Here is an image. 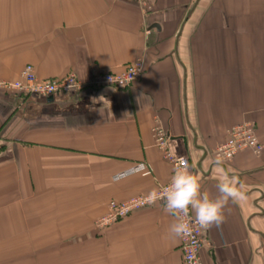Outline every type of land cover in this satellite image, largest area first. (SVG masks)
<instances>
[{
	"label": "crops",
	"instance_id": "1",
	"mask_svg": "<svg viewBox=\"0 0 264 264\" xmlns=\"http://www.w3.org/2000/svg\"><path fill=\"white\" fill-rule=\"evenodd\" d=\"M139 59L126 88L0 90V264H55L65 239L72 264H183L162 204L95 226L111 200L169 181L154 129L212 195V150L231 127L252 124L264 149V0H0V80L30 64L41 79L87 82ZM139 163L151 174H127ZM223 167L246 199L204 233L201 260L264 264V156L242 151Z\"/></svg>",
	"mask_w": 264,
	"mask_h": 264
},
{
	"label": "built area",
	"instance_id": "2",
	"mask_svg": "<svg viewBox=\"0 0 264 264\" xmlns=\"http://www.w3.org/2000/svg\"><path fill=\"white\" fill-rule=\"evenodd\" d=\"M135 1L143 7H147L153 0ZM143 72L144 63L139 59L129 64L122 73L100 72L93 75L87 82H82L75 74H68L61 78L41 79L36 75L33 66L28 64L21 70L18 79L0 80V90L48 97L61 93H75L85 88L112 87L121 89L129 87L140 78ZM154 138L156 147L161 151L163 158L171 164L173 173L176 160L169 155L171 151L168 145L169 136L162 128L156 127ZM256 148L263 149V144L258 138L255 127L250 123H243L231 127L227 139L214 148L212 154L214 158L216 155H221L224 158V163H229L238 153L246 150L254 153ZM184 158L189 164L188 158ZM131 170L143 175L151 174L150 166L145 163H139ZM166 184L158 187H163ZM146 195H135L123 201L111 200L108 203L107 212L96 220L95 226L105 228L132 212L149 206L144 202ZM204 233L197 226H194L192 235L187 239L180 240L183 264H204L200 256L204 246Z\"/></svg>",
	"mask_w": 264,
	"mask_h": 264
},
{
	"label": "clouds",
	"instance_id": "3",
	"mask_svg": "<svg viewBox=\"0 0 264 264\" xmlns=\"http://www.w3.org/2000/svg\"><path fill=\"white\" fill-rule=\"evenodd\" d=\"M254 156H264V149L256 148ZM170 157L176 160L173 173L166 185L153 188L144 198L147 205L162 204L166 213L174 220L169 227L172 239L183 240L193 233L197 226L207 232L213 227L221 229L226 222V209L230 203L236 204L246 199L245 185L235 175L229 174L223 167L224 158L216 155L213 166L220 169L221 175L216 183V194L202 191L200 178L193 173L191 165L184 157L176 155L172 149ZM133 170H128L131 174ZM126 173H118L114 180L123 178Z\"/></svg>",
	"mask_w": 264,
	"mask_h": 264
},
{
	"label": "rangeland",
	"instance_id": "4",
	"mask_svg": "<svg viewBox=\"0 0 264 264\" xmlns=\"http://www.w3.org/2000/svg\"><path fill=\"white\" fill-rule=\"evenodd\" d=\"M63 243H64V246H63L64 252L60 255H57L56 258L60 259V260H57L56 263H58V264H72L71 251H70V248H67L68 246L70 247L71 240L65 239V240H63ZM54 259H55L54 257L48 256L49 264H53L52 262L55 261Z\"/></svg>",
	"mask_w": 264,
	"mask_h": 264
}]
</instances>
